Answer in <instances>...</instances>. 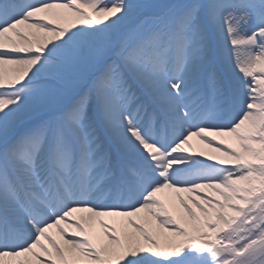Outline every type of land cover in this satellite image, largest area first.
Returning <instances> with one entry per match:
<instances>
[{"label":"snow or ice","instance_id":"6c2138e0","mask_svg":"<svg viewBox=\"0 0 264 264\" xmlns=\"http://www.w3.org/2000/svg\"><path fill=\"white\" fill-rule=\"evenodd\" d=\"M0 264H264V0H0Z\"/></svg>","mask_w":264,"mask_h":264}]
</instances>
